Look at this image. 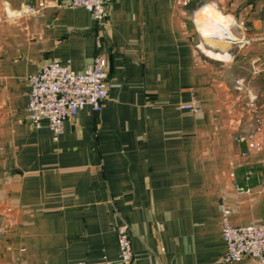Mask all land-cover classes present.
<instances>
[{"label": "crops", "instance_id": "obj_1", "mask_svg": "<svg viewBox=\"0 0 264 264\" xmlns=\"http://www.w3.org/2000/svg\"><path fill=\"white\" fill-rule=\"evenodd\" d=\"M66 1L0 0V264L115 260L121 219L130 264H258L222 259L218 205L232 225L264 222V0H110L103 27ZM205 14L237 41L203 36ZM97 54L102 109L57 140L33 127L26 77ZM192 96L197 113L181 107Z\"/></svg>", "mask_w": 264, "mask_h": 264}, {"label": "built area", "instance_id": "obj_2", "mask_svg": "<svg viewBox=\"0 0 264 264\" xmlns=\"http://www.w3.org/2000/svg\"><path fill=\"white\" fill-rule=\"evenodd\" d=\"M110 0H67L68 6L86 8L92 18L100 27L104 21ZM34 7L27 5L22 12H32ZM220 15L219 19H213L208 14L203 15L198 21L203 30V36L213 39H224L228 42H236L228 25ZM101 34H97V44ZM110 61L103 55H95L93 61L84 70L78 71L68 64H62L56 59L43 62L39 70L26 77L27 91V119L29 123L39 128L43 121L52 132V138L57 140L62 134L65 121L74 120L84 106H89L93 112L102 109L107 97L108 82L106 81L110 70ZM182 108L191 112L200 111L197 99H191L181 104ZM248 178V176L246 177ZM238 192H248L245 185L235 184ZM221 213V233L226 245V251L222 257L224 261H239L244 257L254 259L258 264H264V222L249 223L245 225H232L229 215L231 206L222 201L218 205ZM118 258L115 260L102 259L96 264H130L133 259V251L130 240V227L126 220L121 219L116 225ZM78 264H84L79 262ZM155 264H164L158 259Z\"/></svg>", "mask_w": 264, "mask_h": 264}, {"label": "rangeland", "instance_id": "obj_3", "mask_svg": "<svg viewBox=\"0 0 264 264\" xmlns=\"http://www.w3.org/2000/svg\"><path fill=\"white\" fill-rule=\"evenodd\" d=\"M7 241V225L5 220L0 216V259L2 257V246Z\"/></svg>", "mask_w": 264, "mask_h": 264}]
</instances>
